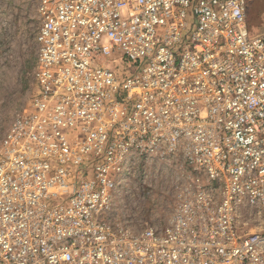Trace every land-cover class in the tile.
<instances>
[{
	"label": "built area",
	"instance_id": "built-area-1",
	"mask_svg": "<svg viewBox=\"0 0 264 264\" xmlns=\"http://www.w3.org/2000/svg\"><path fill=\"white\" fill-rule=\"evenodd\" d=\"M249 2L40 0L34 93L0 143V264H264ZM177 153L191 173L164 227L105 219L136 157Z\"/></svg>",
	"mask_w": 264,
	"mask_h": 264
},
{
	"label": "rangeland",
	"instance_id": "rangeland-1",
	"mask_svg": "<svg viewBox=\"0 0 264 264\" xmlns=\"http://www.w3.org/2000/svg\"><path fill=\"white\" fill-rule=\"evenodd\" d=\"M39 2L0 0V143L34 93ZM247 17L253 34L264 33V0H251ZM190 173L189 165L178 153L136 157L130 173L112 191L114 202L103 213L105 219L134 231L147 226L164 227L185 194ZM246 223V229L256 226L254 220Z\"/></svg>",
	"mask_w": 264,
	"mask_h": 264
},
{
	"label": "trees",
	"instance_id": "trees-1",
	"mask_svg": "<svg viewBox=\"0 0 264 264\" xmlns=\"http://www.w3.org/2000/svg\"><path fill=\"white\" fill-rule=\"evenodd\" d=\"M31 37H32V34L29 35V40L31 39Z\"/></svg>",
	"mask_w": 264,
	"mask_h": 264
},
{
	"label": "crops",
	"instance_id": "crops-1",
	"mask_svg": "<svg viewBox=\"0 0 264 264\" xmlns=\"http://www.w3.org/2000/svg\"><path fill=\"white\" fill-rule=\"evenodd\" d=\"M251 1V0H250ZM249 24V23H248ZM250 28V27H249ZM251 31V30H250Z\"/></svg>",
	"mask_w": 264,
	"mask_h": 264
}]
</instances>
